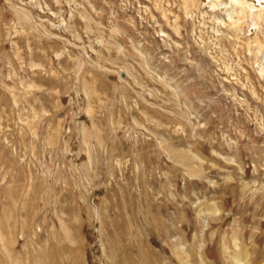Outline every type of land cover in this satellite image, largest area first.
I'll list each match as a JSON object with an SVG mask.
<instances>
[{"label": "rangeland", "instance_id": "obj_1", "mask_svg": "<svg viewBox=\"0 0 264 264\" xmlns=\"http://www.w3.org/2000/svg\"><path fill=\"white\" fill-rule=\"evenodd\" d=\"M232 7L0 0V264L264 263V16Z\"/></svg>", "mask_w": 264, "mask_h": 264}, {"label": "bare ground", "instance_id": "obj_2", "mask_svg": "<svg viewBox=\"0 0 264 264\" xmlns=\"http://www.w3.org/2000/svg\"><path fill=\"white\" fill-rule=\"evenodd\" d=\"M229 1L232 2L233 4H235V7H232L231 12H236V13L240 14V17L246 16V18H247L249 16H253L256 20V22H255L256 27L258 26V23L260 21L261 16H264V0H252V1H249V0H229ZM220 3H223V2H220ZM215 4L216 3L214 2L213 6H215ZM229 17L231 18V16H229ZM233 256H234V260L237 263H242L245 261L244 259H246L244 256H240L239 253H237V252ZM260 264H264V263H260Z\"/></svg>", "mask_w": 264, "mask_h": 264}]
</instances>
